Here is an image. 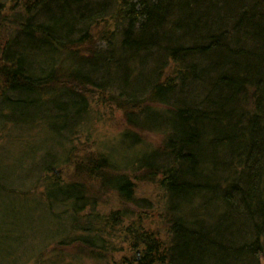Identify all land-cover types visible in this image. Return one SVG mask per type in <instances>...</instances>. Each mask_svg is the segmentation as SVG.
<instances>
[{
	"label": "trees",
	"instance_id": "16d2710c",
	"mask_svg": "<svg viewBox=\"0 0 264 264\" xmlns=\"http://www.w3.org/2000/svg\"><path fill=\"white\" fill-rule=\"evenodd\" d=\"M97 106L127 121L112 157L129 173L89 153L68 183L53 169L70 161L49 153L37 187L56 222L72 219L58 247L120 252L115 264H264V0H0V132L44 112L48 134L77 144ZM85 183L144 214L98 215ZM145 183L157 203L136 200Z\"/></svg>",
	"mask_w": 264,
	"mask_h": 264
},
{
	"label": "rangeland",
	"instance_id": "374dc122",
	"mask_svg": "<svg viewBox=\"0 0 264 264\" xmlns=\"http://www.w3.org/2000/svg\"><path fill=\"white\" fill-rule=\"evenodd\" d=\"M90 112V117L79 135L72 138L79 142H76L77 144L71 141L70 145H66L64 141L62 145L60 143L62 138H54L48 134L46 122L50 120L46 121L47 116L44 112L36 118L41 121L37 124L27 127L10 126L4 132H0V183L2 181V185L4 184L3 193L11 197V200L8 199L10 202L8 205L6 204L8 200L4 199L8 197L2 196L0 192V264H115L113 261L122 258L120 252H117L110 255L105 262L93 260L87 253L82 255V249L73 243V239H68L70 245L58 247V243L62 242L64 237L68 238L70 232L73 234L72 231L69 232L71 230L69 221L72 219L65 217L63 223L56 222L54 216L46 209L44 190L37 187L39 186L37 181L42 175L40 164L49 159V153L57 154L60 163L66 159L70 161V168L64 162L65 164L55 165L53 169L55 175L64 182L78 181L79 175L75 174L74 164L79 163L78 159H86V154L89 153L108 157L114 170L111 171L114 173L120 172L125 175L129 173L125 170L127 165H121L126 158H123V154L120 162L112 157L121 153L120 148L123 151V148L127 147L126 143L122 146L120 142L121 136L128 128L126 119L121 112L108 111L98 106ZM42 119L46 122L43 123ZM146 137L149 141L145 142L151 148L162 142L157 133L147 134L144 138ZM146 146H138L131 151L128 149L130 153L127 154H131L132 158L135 155L140 156L142 155L140 152L146 150ZM97 183L99 182L94 184ZM94 184L85 183V186L89 190L91 201L98 204L95 208L98 215L118 210L125 211L124 213L129 216L144 214V208L124 203L111 192H105L100 199V190ZM156 193L153 185L145 183L139 188L136 200L139 197L147 202L151 200L155 204L157 203L155 197L159 196ZM1 200L5 204H2ZM13 200L17 205H14ZM154 210L157 211V208ZM148 211L147 217L152 210ZM118 238L114 236L111 240L116 244L117 251L122 250L123 246L126 247Z\"/></svg>",
	"mask_w": 264,
	"mask_h": 264
}]
</instances>
